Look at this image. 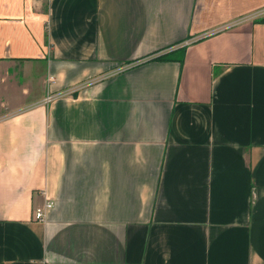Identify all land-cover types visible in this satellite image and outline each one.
Returning a JSON list of instances; mask_svg holds the SVG:
<instances>
[{"label":"crops","instance_id":"0c3cea01","mask_svg":"<svg viewBox=\"0 0 264 264\" xmlns=\"http://www.w3.org/2000/svg\"><path fill=\"white\" fill-rule=\"evenodd\" d=\"M0 264H264V0H0Z\"/></svg>","mask_w":264,"mask_h":264},{"label":"built area","instance_id":"2783aa9c","mask_svg":"<svg viewBox=\"0 0 264 264\" xmlns=\"http://www.w3.org/2000/svg\"><path fill=\"white\" fill-rule=\"evenodd\" d=\"M54 83V78L49 77L46 81V92L45 96L43 97L42 102L44 104H48L53 99L58 98L60 96H63L67 93H71L78 89L82 83L79 85H72V87L61 89V90H53L50 88V85ZM53 206V200L50 197H45V201L41 204L35 207L33 211V217L37 220H43L46 216V212Z\"/></svg>","mask_w":264,"mask_h":264},{"label":"trees","instance_id":"16d2710c","mask_svg":"<svg viewBox=\"0 0 264 264\" xmlns=\"http://www.w3.org/2000/svg\"><path fill=\"white\" fill-rule=\"evenodd\" d=\"M149 58H154V59H161V58H164V56L162 54H157V55H153Z\"/></svg>","mask_w":264,"mask_h":264}]
</instances>
